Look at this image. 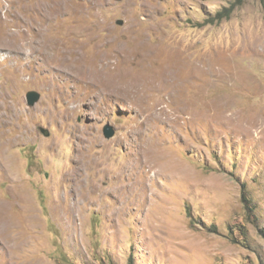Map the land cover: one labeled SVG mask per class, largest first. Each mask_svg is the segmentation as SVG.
I'll return each instance as SVG.
<instances>
[{"label":"rangeland","instance_id":"374dc122","mask_svg":"<svg viewBox=\"0 0 264 264\" xmlns=\"http://www.w3.org/2000/svg\"><path fill=\"white\" fill-rule=\"evenodd\" d=\"M0 264H264V0H0Z\"/></svg>","mask_w":264,"mask_h":264},{"label":"water","instance_id":"95a60500","mask_svg":"<svg viewBox=\"0 0 264 264\" xmlns=\"http://www.w3.org/2000/svg\"><path fill=\"white\" fill-rule=\"evenodd\" d=\"M39 100V94L35 91L28 92L26 94V103L29 106H33ZM113 132H109V130H104L103 134L106 138L112 135Z\"/></svg>","mask_w":264,"mask_h":264},{"label":"bare ground","instance_id":"6f19581e","mask_svg":"<svg viewBox=\"0 0 264 264\" xmlns=\"http://www.w3.org/2000/svg\"><path fill=\"white\" fill-rule=\"evenodd\" d=\"M56 11H57V10H56ZM44 12H46V11H44ZM50 13H51V12H50ZM59 13H60V12H59ZM45 14H46V13H45ZM45 14H44V15H45ZM47 15H48V14H47ZM53 15H54V14H52V16H53ZM55 15H56V14H55ZM50 16H51V15H50ZM58 16H59V15H58ZM45 17H46V16H45ZM45 17H44V18H45ZM55 17H56V16H55ZM44 18H42V19H44ZM48 18H49V17H48ZM78 21H79V20H78ZM44 28H49V27H45V26H44ZM14 32H15V31H14ZM14 32H13V33H14ZM10 34H11V33H10ZM15 34H16V33H15ZM11 38H12V37H11ZM43 39H44V38H43ZM41 41H42V40H41ZM45 42H46V40H45ZM47 43H48V42H47ZM41 44H42V43H41ZM45 44H46V43H45ZM45 44H44V45H45ZM14 45H15V43H14ZM16 45H17V44H16ZM56 46H57V45H56ZM17 47H18V46H17ZM17 47H16V48H17ZM42 47H43V46H41V48H42ZM26 48H27V47H26ZM28 49H29V48H28ZM42 50H43V49H42ZM51 51H52V50H51ZM46 52H48V51H46ZM49 52H50V50H49ZM54 52H55V51H54ZM28 54H29V53H28ZM31 54H33V53H31ZM29 55H30V54H29ZM29 55H28V56H29ZM47 57H48V56H47ZM50 57H51V56H50ZM84 67H86V66H81L80 68H78V69H80L79 73H82V72H83ZM85 69H86V68H85ZM81 70H82V71H81ZM109 70H110V69H109ZM96 71H97V70H96ZM111 71H113V69H112ZM100 72L102 73V71H100ZM84 73H86L87 75L89 74L87 70H84ZM96 73H97V72H96ZM102 74H103V73H102ZM107 74H108V73H107ZM104 75H105V74H104ZM91 77H92V73L88 76V80H89ZM108 79H109V78H108ZM100 83L105 84L103 80H101ZM72 110H73V109H72ZM3 146H4V145H3ZM3 146H1V147H3ZM119 187H120V186H119Z\"/></svg>","mask_w":264,"mask_h":264},{"label":"clouds","instance_id":"9594fccd","mask_svg":"<svg viewBox=\"0 0 264 264\" xmlns=\"http://www.w3.org/2000/svg\"><path fill=\"white\" fill-rule=\"evenodd\" d=\"M38 93V92H37ZM39 94V93H38ZM39 98H40V95H39Z\"/></svg>","mask_w":264,"mask_h":264}]
</instances>
